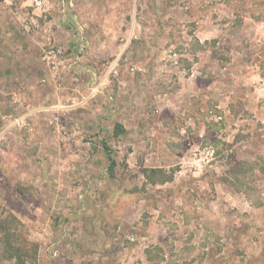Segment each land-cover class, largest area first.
I'll return each instance as SVG.
<instances>
[{
	"label": "rangeland",
	"instance_id": "rangeland-1",
	"mask_svg": "<svg viewBox=\"0 0 264 264\" xmlns=\"http://www.w3.org/2000/svg\"><path fill=\"white\" fill-rule=\"evenodd\" d=\"M11 4L71 41L0 73V264H264V0Z\"/></svg>",
	"mask_w": 264,
	"mask_h": 264
},
{
	"label": "crops",
	"instance_id": "crops-1",
	"mask_svg": "<svg viewBox=\"0 0 264 264\" xmlns=\"http://www.w3.org/2000/svg\"><path fill=\"white\" fill-rule=\"evenodd\" d=\"M11 3H14V0H0V73L4 77V81H0V86L2 85V81L3 84L9 81L11 84L10 87H5V83L2 90H4V88L9 92L20 90V94H24L25 99L23 98V101L27 104L25 107L30 109L22 116L24 118L35 112L37 110L36 106H39V103H35L37 102L36 99H33L31 94L27 92V90L30 89L28 87L31 86V83L34 84L32 85V87H34L44 75L45 77L42 78L43 81L45 79V81L52 83V80L47 75V65L41 58V48H39V45L37 46L35 42L31 41L32 37L24 36V31L20 29V21L13 15V6ZM25 5L26 4L23 3V5L20 6L21 9L24 8L23 6ZM51 25L53 26V24ZM56 25L58 28L62 25L65 27V25L61 23ZM54 27L56 28V26ZM58 28L51 34V37L56 42L68 46L71 41L69 38L70 35L62 34V31L60 33ZM44 41L46 45L47 39ZM71 62V58L65 59L66 64L71 65ZM30 90H32V88ZM34 91H36L35 88ZM42 97L43 96L40 98ZM20 105H22V103H20Z\"/></svg>",
	"mask_w": 264,
	"mask_h": 264
},
{
	"label": "built area",
	"instance_id": "built-area-1",
	"mask_svg": "<svg viewBox=\"0 0 264 264\" xmlns=\"http://www.w3.org/2000/svg\"><path fill=\"white\" fill-rule=\"evenodd\" d=\"M47 5V0H33L34 9L41 8L45 11H48L49 8L47 7ZM34 11L35 10H33V13H35ZM24 22L25 28L27 30H30L32 26L29 24V21L24 20ZM66 50L67 49L65 45L58 43L55 40L53 41L51 38H49L42 54V60L50 70L58 72L61 66L64 64V54Z\"/></svg>",
	"mask_w": 264,
	"mask_h": 264
}]
</instances>
